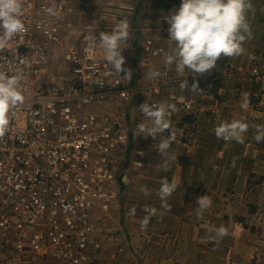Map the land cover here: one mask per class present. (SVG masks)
Returning a JSON list of instances; mask_svg holds the SVG:
<instances>
[{
	"label": "rangeland",
	"instance_id": "obj_1",
	"mask_svg": "<svg viewBox=\"0 0 264 264\" xmlns=\"http://www.w3.org/2000/svg\"><path fill=\"white\" fill-rule=\"evenodd\" d=\"M251 2L247 18L253 36L244 47L255 59L247 54L222 55L210 73L195 75L186 69L178 75L175 64L163 61L174 47L165 17L180 7L181 0H69L65 21H71L74 29L69 28L73 32L67 35H81L79 40L91 27L99 43L100 31L111 32L119 19H130L132 29L129 40L122 44V55L123 67L132 71L129 81L139 92L132 112L141 122L144 117L138 106L143 100L150 99L151 104L158 98L175 105L169 119L173 128L182 130L169 148L177 161L170 160L168 169L159 170L157 166L165 158L158 145L169 132L154 140L137 136V130L123 154L111 230L101 239V251L87 250L83 264H264V141L254 139V126L264 125V0ZM57 62L53 61L50 72L59 70ZM152 68L161 73L155 80L147 77ZM185 79L189 87L198 81L202 92L181 90L179 84ZM155 85H162L167 93L150 92ZM173 88L175 97L168 93ZM242 91L251 93L247 111L240 107ZM240 118L249 124L243 143L217 139L216 126ZM165 178L177 184L167 198L168 208L162 207L158 195ZM142 187L148 189L147 195L140 191ZM204 195L211 197L212 206L198 218L196 201ZM145 207L157 211L141 230ZM221 225L228 229L227 236L221 239L209 233V226ZM4 242L0 239V264H34L24 253L9 254ZM78 255L68 254L67 259L54 258L46 264H71Z\"/></svg>",
	"mask_w": 264,
	"mask_h": 264
},
{
	"label": "built area",
	"instance_id": "obj_2",
	"mask_svg": "<svg viewBox=\"0 0 264 264\" xmlns=\"http://www.w3.org/2000/svg\"><path fill=\"white\" fill-rule=\"evenodd\" d=\"M68 2L23 0L25 26L0 50V71L21 77L23 96L0 137V239L34 264L72 253L71 264H83L89 250H102L123 154L140 123L132 112L138 87L110 69L97 41L67 35Z\"/></svg>",
	"mask_w": 264,
	"mask_h": 264
},
{
	"label": "clouds",
	"instance_id": "obj_3",
	"mask_svg": "<svg viewBox=\"0 0 264 264\" xmlns=\"http://www.w3.org/2000/svg\"><path fill=\"white\" fill-rule=\"evenodd\" d=\"M251 9V0H181L180 7L173 9L165 17L168 24V38L174 47L170 54L164 57L163 62L166 65L175 64L178 75H183L186 69L195 75H204L216 67L222 55L232 58L247 54L250 60L255 59V55L247 53L244 47L253 36L247 18ZM22 12L23 0H0V50H3L12 38L23 30L25 25L21 18ZM47 13L56 16L57 10L49 7ZM94 23L98 25L99 20ZM131 29L130 19L123 17L119 19L111 32L100 31L98 37L99 46L104 50V58L110 65V69L117 75L123 73L127 79H131L132 71L123 67L125 57L122 52L125 48H122V44H126L129 40ZM85 39L90 44L97 41V36L93 34L91 27ZM160 75V71L155 68L147 72V77L152 80ZM20 81L19 75H8L0 71V137L8 132L10 118L14 114L12 110L23 100ZM179 87L181 90L188 88L192 92H202L198 81L193 82L189 87L185 79L180 82ZM250 97V92L242 91L240 107L245 111L251 103ZM175 111V105L166 102L149 104L146 100L139 105V112L143 113L144 120L137 124V136L142 134L145 138L152 137L155 140L158 134L169 132V135L162 138L158 145V151L165 158V163L158 165L157 170L161 167L168 169L170 160L177 161L175 154H169V148L175 142L178 132H182V130L173 128L169 119L171 113ZM254 127L256 142L264 141V125ZM248 128L249 124L244 118L233 119L230 122L222 121L215 127L214 133L217 139L243 143V136ZM176 189L175 181L169 182L167 178L162 181L158 190V195L163 202L162 207L168 208L167 198ZM140 191L145 195L148 194L146 187H142ZM196 204L198 205L196 214L199 218L212 206V199L204 195L197 198ZM144 211L147 215L141 222V230L147 228L150 218L156 215L157 210L145 207ZM132 212H135L134 208ZM208 231L214 233L215 238L221 239L229 234L228 229L223 225L218 228L209 226Z\"/></svg>",
	"mask_w": 264,
	"mask_h": 264
},
{
	"label": "crops",
	"instance_id": "obj_4",
	"mask_svg": "<svg viewBox=\"0 0 264 264\" xmlns=\"http://www.w3.org/2000/svg\"><path fill=\"white\" fill-rule=\"evenodd\" d=\"M168 91H169L168 93H171L172 94V93L175 92V89L174 88L173 89H169ZM162 93H167V91H164V88H163V92ZM119 181H120V178H119Z\"/></svg>",
	"mask_w": 264,
	"mask_h": 264
}]
</instances>
